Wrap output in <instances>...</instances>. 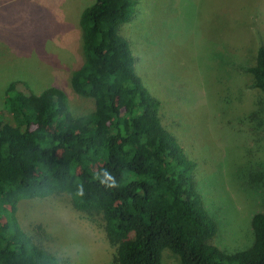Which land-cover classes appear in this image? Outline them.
<instances>
[{"label":"rangeland","instance_id":"rangeland-1","mask_svg":"<svg viewBox=\"0 0 264 264\" xmlns=\"http://www.w3.org/2000/svg\"><path fill=\"white\" fill-rule=\"evenodd\" d=\"M94 1L0 0V113L13 82L23 94L60 89L73 117L94 110L70 86L83 62L80 14ZM119 34L164 128L196 164L217 227L212 244L247 249L251 218L264 211V96L248 72L264 47V0H136ZM15 217L26 233L41 232L38 244L61 264L112 262L102 220L76 211L66 194L22 199ZM162 264L179 259L164 250Z\"/></svg>","mask_w":264,"mask_h":264},{"label":"trees","instance_id":"trees-1","mask_svg":"<svg viewBox=\"0 0 264 264\" xmlns=\"http://www.w3.org/2000/svg\"><path fill=\"white\" fill-rule=\"evenodd\" d=\"M136 0H95L80 14L83 62L73 92L94 110L73 117L64 93L23 94L11 83L0 113V264H61L19 226L22 199L66 194L72 207L97 216L114 248L111 264H264V211L253 214V242L225 253L212 244L209 216L194 176L196 164L164 128L159 101L144 88L119 34ZM264 96V47L248 68ZM114 184V186H113ZM82 192V194H81ZM5 218V220H4Z\"/></svg>","mask_w":264,"mask_h":264},{"label":"clouds","instance_id":"clouds-1","mask_svg":"<svg viewBox=\"0 0 264 264\" xmlns=\"http://www.w3.org/2000/svg\"><path fill=\"white\" fill-rule=\"evenodd\" d=\"M113 186H114V184H113ZM81 194H82V192H81Z\"/></svg>","mask_w":264,"mask_h":264}]
</instances>
